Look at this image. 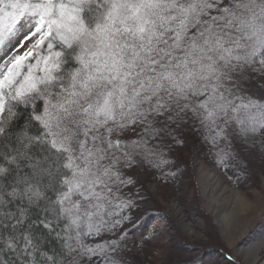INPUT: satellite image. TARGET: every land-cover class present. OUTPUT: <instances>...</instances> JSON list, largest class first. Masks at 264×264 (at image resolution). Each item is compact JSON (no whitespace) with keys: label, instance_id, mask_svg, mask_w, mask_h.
<instances>
[{"label":"snow or ice","instance_id":"6c2138e0","mask_svg":"<svg viewBox=\"0 0 264 264\" xmlns=\"http://www.w3.org/2000/svg\"><path fill=\"white\" fill-rule=\"evenodd\" d=\"M190 138L264 165V0H0V264H143Z\"/></svg>","mask_w":264,"mask_h":264},{"label":"rangeland","instance_id":"374dc122","mask_svg":"<svg viewBox=\"0 0 264 264\" xmlns=\"http://www.w3.org/2000/svg\"><path fill=\"white\" fill-rule=\"evenodd\" d=\"M180 155L187 160V174L175 195L154 183L145 186L155 205L144 207L167 216L175 231L138 259L143 264H187L194 258L200 264H264V165L253 161L252 179L236 184L206 163L195 141ZM152 226L163 233L159 221Z\"/></svg>","mask_w":264,"mask_h":264},{"label":"trees","instance_id":"16d2710c","mask_svg":"<svg viewBox=\"0 0 264 264\" xmlns=\"http://www.w3.org/2000/svg\"><path fill=\"white\" fill-rule=\"evenodd\" d=\"M192 141H195L194 138H190L188 142H192ZM195 143L197 142L195 141Z\"/></svg>","mask_w":264,"mask_h":264}]
</instances>
